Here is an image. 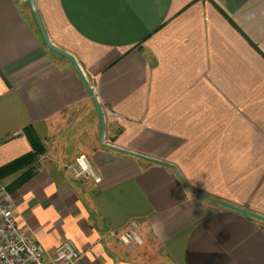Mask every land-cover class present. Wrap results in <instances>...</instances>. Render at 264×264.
I'll return each instance as SVG.
<instances>
[{"label":"crops","instance_id":"obj_1","mask_svg":"<svg viewBox=\"0 0 264 264\" xmlns=\"http://www.w3.org/2000/svg\"><path fill=\"white\" fill-rule=\"evenodd\" d=\"M0 0V166L45 145L34 174L3 176L25 233L77 264H264V0ZM89 157L100 183L67 164ZM160 160V163L154 160ZM137 222L144 244L111 230ZM0 264H2L0 262Z\"/></svg>","mask_w":264,"mask_h":264},{"label":"built area","instance_id":"obj_2","mask_svg":"<svg viewBox=\"0 0 264 264\" xmlns=\"http://www.w3.org/2000/svg\"><path fill=\"white\" fill-rule=\"evenodd\" d=\"M73 175L86 182L100 183L101 175L95 170L89 157L80 153L73 162L67 164ZM15 203L5 186L0 184V262L2 264H77L81 252L71 238L64 239L50 259L45 257L43 245L29 237L18 222L14 212ZM138 223L123 231L111 230L117 245L136 251L144 244L138 230Z\"/></svg>","mask_w":264,"mask_h":264},{"label":"water","instance_id":"obj_3","mask_svg":"<svg viewBox=\"0 0 264 264\" xmlns=\"http://www.w3.org/2000/svg\"><path fill=\"white\" fill-rule=\"evenodd\" d=\"M29 2H30L31 7L33 9V12H34V15L36 17L37 23H38V25H39V27L41 29V32H42V35H43V38H44V41H45L46 45L50 49L58 52L59 54L63 55L64 57H66L67 59H69L71 61L74 69L76 70V72L78 73L80 79L82 80V82H83V84H84V86L86 88V91L91 96L92 101H93V103H94V105H95V107L97 109V112H98V115H99V119H100V140L104 143V145H106V146H108L110 148L123 150V151H125L127 153H131V154H134V155H137V156H141L138 153H134L132 151H129L127 149H123L121 147H118V146H116L114 144H110V143L105 141V114H104L103 106H102L98 96L95 93L94 86H92V84L88 80V78H87L83 68L81 67L78 59L76 58V56L74 54H72L71 52L59 47L58 45H56L54 42L51 41V39H50V37H49V35H48L47 31H46V28H45L44 22L42 20V17L40 15V12L38 10V7L36 5V1L35 0H29ZM154 161H157V162H160V163H164L163 161L156 160V159ZM196 194H197L198 197H200L202 199L208 200L210 202L216 203V204L221 205L223 207L232 209L234 211L240 212L242 214H245L247 216L253 217L255 219H258V220L264 222V214L263 213H260V212H257V211H253L251 209L245 208V207L240 206V205H238L236 203H233L231 201L225 200L223 198H220V197H217V196H214V195L202 192V191H197Z\"/></svg>","mask_w":264,"mask_h":264},{"label":"trees","instance_id":"obj_4","mask_svg":"<svg viewBox=\"0 0 264 264\" xmlns=\"http://www.w3.org/2000/svg\"><path fill=\"white\" fill-rule=\"evenodd\" d=\"M28 132H30L32 150L1 165L0 178L21 170H23L21 175L23 178H29L34 174V167L39 156L45 152V145L32 131L28 129Z\"/></svg>","mask_w":264,"mask_h":264}]
</instances>
